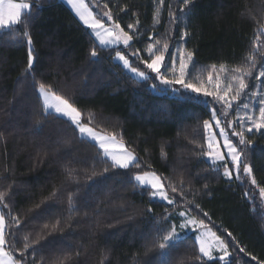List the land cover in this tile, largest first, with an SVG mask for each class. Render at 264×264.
<instances>
[{
  "label": "trees",
  "instance_id": "obj_1",
  "mask_svg": "<svg viewBox=\"0 0 264 264\" xmlns=\"http://www.w3.org/2000/svg\"><path fill=\"white\" fill-rule=\"evenodd\" d=\"M34 3L39 7H33L35 18L28 29L32 72H25L29 45L21 26H15L20 29L13 33L15 43L9 42V30L0 31V193L4 194L0 214L5 218L6 250L22 264H158L163 235L180 222L178 213L187 208L222 237L231 253L229 262L196 260L199 246L193 233H185L167 249L168 264L264 262L259 196V187H264V131L246 133L251 144L240 146L257 185L250 186V179L242 175L240 180L235 175L226 179L223 164L231 161L226 158L217 165L202 154L208 150L203 129L208 108L183 102L180 96L187 93L181 90L159 85L166 91H155L148 81L131 76L112 59L115 51L101 50L61 0ZM88 3L100 18L111 11L129 34L127 25L140 21L132 48L122 49L131 60L133 51L151 42L149 37L160 39L161 46L167 39L171 52L177 41L194 53V69L242 64L264 26V0H192L184 12L183 0H165L155 26L156 0ZM170 12L178 18L175 23ZM185 31L189 35L182 40ZM261 45L264 50V36ZM94 47L97 57L91 56ZM39 83L73 101L83 123L88 124L91 113L89 126L115 135L138 157L140 167H111L94 142L81 137L67 118L54 112L45 115L36 91ZM143 171L167 177L184 195L169 188L173 205L152 198L151 189L135 186L132 179ZM25 243L30 247L21 255Z\"/></svg>",
  "mask_w": 264,
  "mask_h": 264
},
{
  "label": "snow or ice",
  "instance_id": "obj_2",
  "mask_svg": "<svg viewBox=\"0 0 264 264\" xmlns=\"http://www.w3.org/2000/svg\"><path fill=\"white\" fill-rule=\"evenodd\" d=\"M157 7L153 12V26L160 23V7L165 3V0H156ZM66 3L71 7L75 16L87 28L91 30V35L95 37L101 50L111 48L115 51V56L112 59L121 63L124 70L128 71L132 76L139 79V81H153L151 88L153 90L166 91V89H158L155 81L160 85L168 86L173 92L179 86L187 95L181 94L180 99L185 103H192L196 105H204L210 110L209 119L203 121V129L205 133V143L207 151L202 154L208 157L213 164L223 162L225 159L231 161V169L227 163L223 164V175L226 179H233V172H235V179H241V169L243 175L250 179L252 185L256 186L257 181L253 175V169L249 163H246L243 156V149L240 146L250 145L251 142L246 140L245 132L252 133L253 130L261 132L264 130V94L248 90L250 89L249 79L253 76V69L259 66L258 75L255 79L264 83V50H262L261 36H264V27L260 29L259 34L253 41L252 50L244 57V62L240 65L228 67L221 63L219 67L212 65L207 71V80L202 78V74L195 79L192 78V70L196 67L194 60V53L184 47H179L175 53L170 52L168 40L165 39L162 46L161 40L149 37V43L143 50H135L131 53L134 60L130 58L118 48L116 45L122 44L124 48L131 49L132 41L139 31L138 25L140 21L137 20L135 24H128V29L132 30V34L125 31L119 22H116L111 11L104 12V17L107 21L98 17L90 8L88 0H66ZM185 7L180 11L188 10L192 0H183ZM33 7H39L33 3L23 2V0H0V30H9V35L12 39L9 41L15 43L16 37L13 33L20 31L15 26L20 25L23 31L22 37L26 38L29 45L28 50V66L25 72H32L34 70V55L32 50V40L28 29L35 18L33 14ZM107 8V4L104 5ZM169 15L173 17L175 23L177 17L170 12ZM107 22H111L108 24ZM107 25V26H106ZM189 33L185 31L181 36L183 40ZM257 54L259 60H257ZM92 57H97V50L94 47L91 51ZM139 62L138 64L136 62ZM143 65V68L139 67ZM40 98L43 101L44 114L48 115L52 110L62 117H66L74 128L79 131L81 137L94 142L101 152L99 153L105 158V161H111V167L128 169L131 166L140 167L138 157L134 152L129 151L127 147L118 142L115 135H107L98 132L89 126L92 122V114H89V122L85 124L82 122V112L75 106L73 101L55 93L51 86L39 83L36 89ZM250 96L256 103L250 105L247 102L238 104L244 101L246 97ZM211 98L209 100L208 98ZM244 109L241 113L240 108ZM234 111L236 114L233 119L225 120L230 112ZM239 126V131L236 126ZM231 130L230 132L228 130ZM218 130V131H216ZM232 137H238V144L233 142ZM222 141V143H221ZM162 156L166 154L161 152ZM219 171V166L215 168ZM105 172L108 171L106 167ZM132 179L135 181V186L141 189H151V197H159L160 200L166 201L169 205H173L176 201L169 196L168 189L171 192L178 193L183 196L184 192L175 184L168 182V178L157 174L155 171H143L135 174ZM183 183V182H181ZM259 194L264 198V187H259ZM250 193L246 192L245 196ZM0 203H4V194L0 193ZM69 207L72 206V198L69 196ZM186 203L191 205L195 203L194 200H186ZM4 207H8L4 204ZM196 208L200 205L196 204ZM178 215L183 218L179 225L180 229L192 226L193 229L201 230L196 237V243L199 245L200 255L196 256V260L207 258L209 261L216 259L213 256V251H220L223 254L218 257L220 261H225L226 257H230L228 245L220 236L207 228L203 219H198L190 215L188 211H180ZM204 216H208L205 212ZM15 219V218H14ZM16 225L20 224L19 219H15ZM5 218L0 215V264H22V261L13 257L12 253L6 250L8 243L5 235ZM47 227V226H46ZM55 227V226H53ZM231 235V233H229ZM206 237L210 239H206ZM180 233L177 232L176 227L172 226L170 230L163 235L159 248L162 250L158 264H168L167 249L173 248L179 242ZM28 239L27 236L24 237ZM30 245L25 243L21 255L24 254ZM240 252H245L244 248L239 249ZM256 259L255 256L252 257ZM264 264V262H258Z\"/></svg>",
  "mask_w": 264,
  "mask_h": 264
},
{
  "label": "rangeland",
  "instance_id": "obj_3",
  "mask_svg": "<svg viewBox=\"0 0 264 264\" xmlns=\"http://www.w3.org/2000/svg\"><path fill=\"white\" fill-rule=\"evenodd\" d=\"M24 2H27L26 0H23ZM62 2H64L67 6H68V8L71 10V12L74 14V12L72 11V9H71V7L66 3V0H61ZM28 3V2H27ZM104 14V13H103ZM102 14V18L105 20V21H107V17H104V15ZM75 15V14H74ZM77 19H78V17H76ZM79 20V19H78ZM117 22V21H116ZM82 23V22H81ZM108 24H111V22H107ZM107 26V25H106ZM264 27V26H263ZM90 30V29H89ZM1 31V30H0ZM90 33H91V30H90ZM92 37L94 38V40H95V37L92 35ZM179 41V40H178ZM97 44H98V42H96ZM114 47H117L118 49H125L124 48V46L122 45V44H120V45H116V46H114ZM170 47V46H169ZM179 47H182V45L181 44H179L177 41H176V44L174 45V48H173V51H172V53H175L176 51H177V49L179 48ZM171 50V49H170ZM124 53H125V50H122ZM171 52V51H170ZM126 54V53H125ZM115 56V52H114V55H113V57ZM114 60V59H113ZM131 60V59H130ZM115 62H117V63H119V64H121L120 62H118V61H116V60H114ZM212 66V65H211ZM211 66H207V67H204V68H198V69H193L192 70V78L193 79H195L197 76H200L201 74H202V78L206 81L207 80V71L208 70H210V68H211ZM217 67H219V66H217ZM141 68H143V66L141 67ZM126 71V70H125ZM126 72H128V71H126ZM258 72H259V68L257 69V71L253 74V76L251 77V78H248L249 79V83H250V89L248 90L249 92H251V91H256V92H259V93H262V94H264V83H262L261 81H258V80H256L255 79V76L256 75H258ZM129 73V72H128ZM130 74V73H129ZM131 75V74H130ZM132 76V75H131ZM134 77V76H133ZM134 78H136V77H134ZM136 79H138V78H136ZM262 79H264V78H262ZM149 83H150V85L153 83V81H148ZM155 83L157 84V87L160 85L159 84V82L158 81H155ZM162 88H168V86H165V85H160ZM178 90H181L182 92H184V90L183 89H180L179 88V86L177 85V86H175ZM158 89H159V87H158ZM169 89V88H168ZM155 91H159V90H155ZM209 100H211V98L209 97L208 98ZM42 100V99H41ZM243 102H247V103H249L250 105H252V104H254V103H256V101L253 99V98H251L250 96H248V97H246L245 98V100L244 101H240V102H238V104H242ZM42 103H43V101H42ZM240 111H241V113H243L244 112V109L241 107L240 108ZM51 112H54L55 113V111L54 110H52ZM235 112L234 111H232V112H230V114H229V116L228 117H226V118H224L225 120H231V119H233L234 118V116H235ZM66 118V117H65ZM91 127V126H90ZM94 129V128H93ZM94 130H96V129H94ZM236 130L237 131H239L240 129H239V126H238V124H237V126H236ZM96 131H98V132H101V131H99V130H96ZM216 131H218V130H216ZM229 132L231 131L230 129L228 130ZM253 131H255V130H253ZM262 131H264V130H262ZM102 133H104V132H102ZM247 132H245V134H246ZM104 134H107V133H104ZM107 135H109V134H107ZM238 137H232V139L233 140H236ZM239 139V138H238ZM117 141L118 142H122V141H120L119 139H117ZM123 143V142H122ZM221 143H222V141H221ZM124 144V143H123ZM207 159L209 160V158L207 157ZM229 165V164H228ZM230 167H231V165H229ZM136 174H138V173H136ZM235 175V172H233V176ZM241 175H242V177H246L245 175H243V173H242V169H241ZM250 186H252V184H251V182H250V184H249ZM259 196H260V194H259ZM152 198H155V199H158V200H160L159 199V197H152ZM260 200H261V202H262V211H260L262 214H264V198H262L261 196H260ZM162 201V200H161ZM163 202H165V203H167L166 201H163ZM181 211H189V209H187V208H184L183 210H181ZM1 215V214H0ZM179 218H180V222L177 224V225H175V227H176V230H177V232L178 233H180V237L181 236H183L185 233H193L194 234V237H195V241H196V237L200 234V231L201 230H198V229H193V227L192 226H189L188 228H185V229H180V227H179V225L182 223V221H183V218H181L180 216H179ZM205 221V220H204ZM205 224L207 225V228L208 229H211V231L212 232H215V230L212 228V226L210 225V224H208V223H206V221H205ZM216 233V232H215ZM216 235L217 236H219L217 233H216ZM206 239H210V238H208V237H206ZM221 239H222V237H221ZM199 246V245H198ZM228 251H229V253H230V250H229V248H228ZM223 253L222 252H220V251H213V256L215 257V258H218L220 255H222ZM230 256H231V253H230ZM206 258V257H205ZM229 259H230V257H226L225 258V261H222L223 263H227V262H229Z\"/></svg>",
  "mask_w": 264,
  "mask_h": 264
},
{
  "label": "crops",
  "instance_id": "obj_4",
  "mask_svg": "<svg viewBox=\"0 0 264 264\" xmlns=\"http://www.w3.org/2000/svg\"><path fill=\"white\" fill-rule=\"evenodd\" d=\"M24 2V1H23Z\"/></svg>",
  "mask_w": 264,
  "mask_h": 264
}]
</instances>
